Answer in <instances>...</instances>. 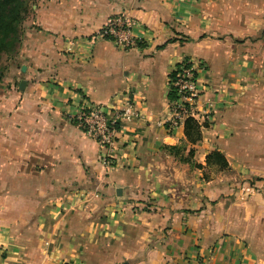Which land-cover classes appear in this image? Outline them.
Wrapping results in <instances>:
<instances>
[{
	"label": "crops",
	"instance_id": "crops-1",
	"mask_svg": "<svg viewBox=\"0 0 264 264\" xmlns=\"http://www.w3.org/2000/svg\"><path fill=\"white\" fill-rule=\"evenodd\" d=\"M200 2L34 3L0 87V264H264V3ZM117 13L131 48L96 36ZM183 60L201 65L194 143L165 128ZM84 105L135 114L110 168Z\"/></svg>",
	"mask_w": 264,
	"mask_h": 264
},
{
	"label": "built area",
	"instance_id": "built-area-1",
	"mask_svg": "<svg viewBox=\"0 0 264 264\" xmlns=\"http://www.w3.org/2000/svg\"><path fill=\"white\" fill-rule=\"evenodd\" d=\"M135 22L126 13H117L108 17L96 36L102 40L111 41L122 49L135 46L138 39L133 34ZM176 73L175 80L169 83L176 90V99L169 102L168 114L165 128L171 131L180 126L183 121L192 117L198 121L196 105L202 94L203 88L198 80V73L201 65L198 61L183 60ZM205 115L210 116L212 104H206ZM135 114L131 112L129 106L120 109H105L98 105H84L77 110L74 115V122L77 127L91 140H93L100 151L101 164L112 167V151L119 128L123 122H130Z\"/></svg>",
	"mask_w": 264,
	"mask_h": 264
},
{
	"label": "trees",
	"instance_id": "trees-1",
	"mask_svg": "<svg viewBox=\"0 0 264 264\" xmlns=\"http://www.w3.org/2000/svg\"><path fill=\"white\" fill-rule=\"evenodd\" d=\"M29 1L30 0H0V56L4 55L7 58H11L16 53L18 43L20 42L21 25L28 11ZM181 65L187 66L184 62L178 63L169 75V83L175 80L176 73ZM176 97L175 88L170 86L168 93L169 102L175 100ZM183 123L184 133L187 139L192 143L199 140V122L192 117H188ZM206 160L208 163L219 164L222 168L227 166L224 157L217 151L208 154Z\"/></svg>",
	"mask_w": 264,
	"mask_h": 264
},
{
	"label": "rangeland",
	"instance_id": "rangeland-1",
	"mask_svg": "<svg viewBox=\"0 0 264 264\" xmlns=\"http://www.w3.org/2000/svg\"><path fill=\"white\" fill-rule=\"evenodd\" d=\"M34 3H41V0L29 1L28 11L26 12V15L21 25L20 42L18 43L17 50L21 44L22 33L27 29V27L32 25V6L34 5ZM200 3H264V0H201ZM260 8H263L260 10L264 11L263 4L260 5ZM257 43L264 44V34L260 35V39H258ZM16 53L13 55V57L16 55ZM13 57L7 58L4 55L0 56V71H1L0 87L2 88V90L7 89V86L4 84V81L5 79L8 78L9 75L8 73L10 72L9 70H10V65L12 64L13 61Z\"/></svg>",
	"mask_w": 264,
	"mask_h": 264
},
{
	"label": "water",
	"instance_id": "water-1",
	"mask_svg": "<svg viewBox=\"0 0 264 264\" xmlns=\"http://www.w3.org/2000/svg\"><path fill=\"white\" fill-rule=\"evenodd\" d=\"M22 71H24V67H22ZM24 85H25V82L24 81H21L20 82V85H19V89L20 90H23L24 89ZM119 190V189H118Z\"/></svg>",
	"mask_w": 264,
	"mask_h": 264
}]
</instances>
